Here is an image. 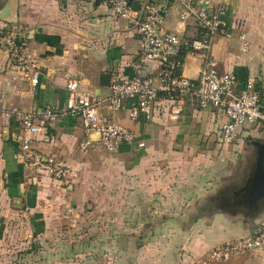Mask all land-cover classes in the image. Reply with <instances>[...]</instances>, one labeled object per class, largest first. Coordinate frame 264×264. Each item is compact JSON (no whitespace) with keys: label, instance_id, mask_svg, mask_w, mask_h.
Returning a JSON list of instances; mask_svg holds the SVG:
<instances>
[{"label":"crops","instance_id":"obj_1","mask_svg":"<svg viewBox=\"0 0 264 264\" xmlns=\"http://www.w3.org/2000/svg\"><path fill=\"white\" fill-rule=\"evenodd\" d=\"M195 1L206 3L212 12L223 9L228 36L220 33L215 38L211 56L220 73L237 77V92L242 93L247 81L252 80L264 106V0ZM138 2L141 9L149 4V0ZM7 4L11 16L6 21L0 19V25L20 30L39 76L36 86L24 81L0 51V264H190L214 248L253 235L264 217V198L252 204L244 189L256 161L253 142L264 143V129L259 125L243 126L241 141L236 144L249 139L248 145L254 150L245 178L210 197L203 207L210 210L209 217H198L195 199L194 221L187 232L165 230L155 235L161 241L158 248H152L142 235L106 222L101 224L108 214L94 211L93 204L107 198L112 188L115 203H124L123 197L130 201L154 198L161 191L169 198L167 177L156 181L158 161L191 157L193 163L176 166L196 176L198 156L216 153L221 144V126L227 118L217 109L188 105L181 118L173 121L169 106L160 104L151 120H132L126 106L109 119L135 133L137 142L145 147L139 148L137 143L124 145L117 153H106L103 165L99 158L104 149L95 135L94 139L90 137L93 146L82 149L89 138L83 119L67 118L59 125L46 126L38 135L26 134L19 121L9 115L11 110L64 107L70 81L78 83L80 93L105 98L110 92L109 87L101 85L102 74L132 80L157 67L141 62L138 35L126 20L114 15L105 0H0V13ZM177 6L176 1L162 19L164 31L185 39L196 38V23L181 21ZM242 34L249 43L246 51L242 50ZM202 65L200 57L186 56L184 76L197 79ZM24 137L31 139L35 152L52 156L71 168L69 185H61L14 159ZM207 166L199 172L211 173L208 185L199 186L194 180L180 189H188L190 196L212 192L218 167L215 163ZM162 203L168 200L163 198ZM183 214L191 218L193 213ZM206 219L209 222H204ZM83 222L91 227H82ZM177 238L186 241L182 249L173 243ZM178 255L190 257L184 263ZM249 260L245 259V264ZM261 260L264 264L263 255Z\"/></svg>","mask_w":264,"mask_h":264},{"label":"built area","instance_id":"obj_2","mask_svg":"<svg viewBox=\"0 0 264 264\" xmlns=\"http://www.w3.org/2000/svg\"><path fill=\"white\" fill-rule=\"evenodd\" d=\"M105 1L114 15L126 20L138 35L141 62L156 66V70H148L132 80L114 76L110 82L109 96L105 98L96 99L80 93L78 83L70 81L64 107H46L30 112L11 110L9 115L19 121L26 134L35 136L46 126L59 125L67 118H80L89 135L82 145L83 150L93 146L94 140L90 138L93 135L99 136V143L107 154L117 153L122 146L135 143L139 148H144L145 144L137 142L135 133L113 123L109 116L128 106L132 120L140 117L151 120L155 108L160 104L169 106L173 121L181 118L188 105L221 111L227 118V122L221 126V145L224 146L240 143V132L245 125H259L264 129V106L255 83L249 80L245 90L237 92V77L220 73L217 62L211 56L215 38L220 33L227 34L228 30L222 8L212 12L195 0H176V13L181 21H194L197 25L198 35L190 40L164 31L158 10L152 5L146 4L140 11H135L129 0ZM240 40L242 50L246 51L249 46L246 36L242 34ZM0 51L7 55L10 66L24 81L32 86L37 85L39 73L29 58L28 44L18 28L0 25ZM188 55L200 57L203 61L197 79L184 76L185 58ZM14 159L61 185H69L73 178L69 166L52 156L35 152L31 139L27 137L21 139ZM255 253L264 256V217L251 237L214 248L190 264L227 262L234 257Z\"/></svg>","mask_w":264,"mask_h":264},{"label":"rangeland","instance_id":"obj_3","mask_svg":"<svg viewBox=\"0 0 264 264\" xmlns=\"http://www.w3.org/2000/svg\"><path fill=\"white\" fill-rule=\"evenodd\" d=\"M250 142L251 140L247 139L244 140L242 144L225 147L227 149L219 143L218 150L214 155L209 154L203 157L198 156V161L195 162L198 163V173L196 176H194V172L192 176L191 171L187 170L183 172V168H178L182 163H193L194 161H191V157H177V159L169 157L171 159H168L166 162L158 161L156 166H158L160 170L156 174V181H165L164 177H167V185L171 186V188L166 191L167 193H170L169 198L167 195H163V192L161 191L159 194H156V197L154 198H134L133 201H130L123 197L124 203H115V193L114 188H112L107 191V198L103 197L100 202L93 204V209L94 211L96 209L97 211L100 210L101 212L108 214L106 220H102L101 224L106 222V224L111 226L122 227L124 231L142 235L144 240L151 244L152 248H158L157 244L161 240L158 239L157 236L155 237V235H159L161 232H164L165 230L168 231L169 229L177 230L181 233L187 232L191 227L194 221L193 215L195 214V208L193 209V207L195 205L193 201L195 199L198 200V207L196 209L198 217H209L210 210L203 209V207H205L210 197L216 195L219 191L231 187L234 183H239L241 179L245 178V175L249 172L250 166L253 163V157L250 155L254 150L251 145H248ZM100 155L101 157L99 160L103 165L106 162L107 154L103 151ZM212 163H215L218 167V180L214 183L212 192L207 190V192L204 191L203 193L200 192L198 195L190 196L188 195V189L186 192L183 189H180V186H183L187 181L193 182L195 180L199 186L204 184L208 185L213 176L211 173L205 174V170L203 172L199 171L200 169L203 170V167H206V165L210 166ZM183 166L184 165L180 167ZM170 170L173 171L169 175H164L166 171L169 172ZM251 191L252 188L246 185L244 189L245 194L251 195ZM124 194L126 195V191ZM163 198L168 200L167 204L162 203ZM189 202L191 203L188 204ZM84 211L86 212V209ZM187 211L193 213L191 214V218H187L186 214L184 216L183 213H186ZM116 213H123V215L119 217ZM115 214L117 215L116 218ZM175 216H180V219H172ZM204 222H209V220L206 219ZM243 222L244 221H238V223ZM86 224L87 226H85ZM89 225L90 223L88 222L82 223V227L85 226L84 228L91 227ZM183 242H186L183 238L173 240V243L179 249L183 248ZM178 256L180 261L183 262L188 261L187 259L190 257ZM245 259H252V261L249 260L250 262L247 264H262L261 255L258 253L234 257L227 262L216 264H245Z\"/></svg>","mask_w":264,"mask_h":264},{"label":"water","instance_id":"obj_4","mask_svg":"<svg viewBox=\"0 0 264 264\" xmlns=\"http://www.w3.org/2000/svg\"><path fill=\"white\" fill-rule=\"evenodd\" d=\"M129 2L132 3L133 9L135 11H140L141 4L138 2V0H129ZM175 3L176 0H149V4H151L152 6L159 7L158 14L161 19H164L166 17L167 12ZM200 5L203 7H207L206 3L204 2H201ZM9 10L10 6L9 4H7L0 13L1 20L6 21L7 17L11 16ZM100 82L103 87H109L111 82V75L102 74L100 77ZM94 137L95 139L99 140L98 135H95ZM253 145L257 147V155L247 185L252 188L251 195H248L250 199L249 201H251L252 204H257L260 200L264 198V143L253 142Z\"/></svg>","mask_w":264,"mask_h":264},{"label":"flooded vegetation","instance_id":"obj_5","mask_svg":"<svg viewBox=\"0 0 264 264\" xmlns=\"http://www.w3.org/2000/svg\"><path fill=\"white\" fill-rule=\"evenodd\" d=\"M225 201V200H224ZM209 207V206H208Z\"/></svg>","mask_w":264,"mask_h":264}]
</instances>
